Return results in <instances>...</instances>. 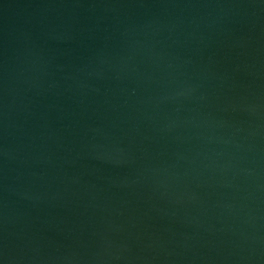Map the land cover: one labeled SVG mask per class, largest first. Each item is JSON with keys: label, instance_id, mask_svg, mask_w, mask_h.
I'll return each mask as SVG.
<instances>
[{"label": "water", "instance_id": "95a60500", "mask_svg": "<svg viewBox=\"0 0 264 264\" xmlns=\"http://www.w3.org/2000/svg\"><path fill=\"white\" fill-rule=\"evenodd\" d=\"M0 264H264V0H0Z\"/></svg>", "mask_w": 264, "mask_h": 264}]
</instances>
